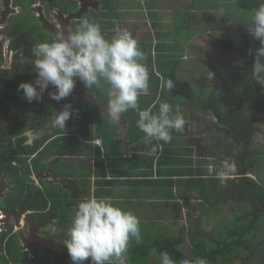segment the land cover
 Segmentation results:
<instances>
[{
    "label": "trees",
    "instance_id": "1",
    "mask_svg": "<svg viewBox=\"0 0 264 264\" xmlns=\"http://www.w3.org/2000/svg\"><path fill=\"white\" fill-rule=\"evenodd\" d=\"M106 1H108L109 7L107 5H104L103 9L110 12L108 16L116 17V15H119V8H113L112 5V3L114 4L116 0ZM132 1L134 2V5L130 3ZM198 1L199 0H194V7L200 5V2ZM225 2L226 4L223 10L222 6H224L223 3ZM154 3L155 0H139V2H137V0H127L126 4H124L123 7H129V9L139 10L142 15L145 16L146 14L149 17H153L155 16V14H157L155 12ZM259 3L260 0H207L206 5L209 10L208 16H210V11L213 12V20L215 21V23L217 22V24L211 23V29L215 31L219 26L220 28L217 31H220L221 28L224 29V31L220 32L219 34H217V31L212 32L213 35L211 34L212 37L207 45L222 49L227 53H231V51L233 52L235 50L236 37L232 35L234 31H229V29H233V27L226 26H229L232 20H244L246 18H251L253 9L257 8L259 6ZM25 15L22 14L21 17ZM222 24L223 26L221 27ZM181 29L187 30L189 28L187 27V25H184L181 27ZM195 32L194 34H192V36H198V34L201 35V33H205V31H199L198 28L197 30H195ZM172 34L177 36H170ZM186 35L188 34L186 33ZM179 37L184 38L185 35L179 33L175 34L174 32H171L167 35L158 34L159 39L157 41H154L155 39L153 40L151 37L146 39L143 38L140 40V48L142 49V51H144L147 57L146 63L150 73L149 87L153 86V92L151 95L139 97V107L141 109H145L153 103H157L158 101L167 102L172 106L173 113L176 112L177 109L180 113V106H182L183 103L186 102L187 105H189L194 101H197L198 105L200 104L207 113H213L218 118L222 117V115L225 117L224 119L221 118L222 120H220V124L229 128H234L236 130V132L243 140V153H246V151L250 148V144L252 142V123L249 119V116L242 115L240 113L244 106L243 102L244 104H258L261 84L258 83L254 78H252V82H248L245 86L242 85L243 87H241L240 89L242 95H240V97H229L219 88H212L207 84L200 86L199 84L203 80L199 79L197 80V82H200L198 84L200 89L204 87L210 88L208 92L204 93H210L211 95L216 93L215 97L217 98V102L213 100L214 95L208 97L207 95H205L206 100H201L199 98V95L192 89V83H194L192 81L194 80L191 81L183 78L184 68H182L181 65L186 56L184 55L185 49H182L180 45V43L183 41L180 40ZM166 39L169 41H166ZM257 41L259 46L261 47L260 41ZM198 46L203 45L198 44ZM196 48L201 50V52L202 50L205 52V47ZM202 61L211 66L210 61H206V59H202ZM253 64L254 60L251 57H247L243 65L236 66V69L239 70L237 74H241L243 77H245V75H252ZM211 70L216 71L218 74L221 73L220 69H217L213 66L211 67ZM223 76L227 78L229 83H233L234 85L235 82L236 84V80H234V78L228 73H226V75L224 74ZM161 77H163L165 80L169 78L173 80L175 87L171 92H169L166 88L161 87ZM241 98L244 99V101ZM158 107L159 104L157 103V107L153 109V111H158ZM77 115L78 114H74L73 118H77L78 122L70 125L71 130L74 132H77V129L80 127V125L75 127V125L78 124L80 120ZM124 115H128L129 117H131L130 120H133V122L139 119L138 114L135 110H129L128 112L124 113ZM228 119H230V121ZM114 123L115 122L112 120H102L101 128H99L96 137L101 138L106 143L109 142L111 140V137H113L112 135L115 134L116 128L114 127ZM81 127L84 131L82 130L80 131V133L85 136V140H92L93 137L90 135V133L88 134V128L90 126H88L87 124L84 125L82 122ZM139 132L140 134L138 136L143 138L144 133L140 130ZM73 140L75 142H80L76 135L72 138L63 137L57 139L48 146L45 152L41 153L37 158H34L31 161H28L29 158L36 153L39 147L23 151L22 154H26V157L23 156L24 158L18 157V153H16V151L14 150L3 149V151L0 152V171H4L12 175L13 182L15 183V191L8 197L9 206H13L10 209H18L20 206L25 205L26 207H33V210L36 211V214L34 215L36 220H43L46 218L53 219L55 217H57L59 221L62 220L58 217L55 211V201H58L57 199H59L60 201L62 200V192L60 191L59 193H54L52 195L49 193L48 188H40L38 186H34L32 184L31 176L35 173L45 171L48 168V165L45 163V159L49 158L55 153V147L61 144V141H64V144L68 147L69 145H73ZM151 143L154 144L157 148H159L160 143H162L163 145L165 144V142L163 141L156 140H153ZM66 146H63L62 148L66 149ZM85 146L89 150H92L93 148L91 144ZM259 158L263 159V161H261L260 163L264 164V152L260 149L255 150L252 158L248 160V164L253 166L252 171L255 170V179H226L225 175H221V173L210 175L208 174V177L205 178V174H203V172H208V170L204 166H201V168L199 167L197 169L192 168L191 170H187L192 173L190 180L195 183L193 185L195 187L198 186L202 190V193H204L203 197L207 198V203L210 205L206 207V205L203 204V206L205 207L204 211L200 210V206H196L193 204L192 207L193 210H200L202 213V217L200 218V221L198 223L195 222L193 224L192 222H190L191 230L189 234L190 240L193 244V254L195 257L193 259H185V255L179 250V247L182 246L181 244L183 241L181 239L179 241L174 240L172 237H168V234H162L157 236L154 240V248L156 249L159 258L161 252L167 251L170 254L171 258L176 261V264H183V262L185 261L193 262L198 258L206 260L207 264H220L221 262L217 260L218 256H220L221 261H227L228 258L234 255L235 248H238L236 250L237 252L240 250V248H242L245 249V251H249L252 253V256H249L250 259H254L258 255H263L262 257H260L262 259L259 260L257 264H264V229L262 227L259 228V220H264V169L262 170L260 164L258 163ZM203 162L204 160L201 157L198 163L201 164ZM248 164L242 161L235 168L238 171L245 172L247 171L246 169ZM195 173H197L198 175H195ZM168 180V182H172V179ZM181 197L182 199L185 198L182 194ZM48 198L52 199V205L50 208H48ZM218 205H227L231 208H234L233 215L236 216L234 221H237L236 219L241 218L252 221V228L247 231V233L253 232L252 238L237 240L235 236L239 235L241 231L239 225L237 226V229H234L232 226L228 228L227 237L231 239V242L226 243L224 246H219L216 242L219 237L215 239V241L214 239H212L213 245H215V247H207L204 243H200L202 239H205L207 237H202V239L197 242L196 233L204 234L201 229L199 230V227H201V222L204 220L205 222L209 223L210 221L220 217L218 213L220 207L217 208ZM206 208H208V211ZM241 210H244V212ZM191 217L192 216H190V221H192ZM217 228H219V225ZM211 233L212 231L208 234L211 235ZM182 238H184V235L182 236ZM24 254L25 253L21 249V243L18 239L17 233L12 234V230H9L8 232H0V264H24L28 261L27 255ZM247 255H249V253H247ZM249 261L247 260V263ZM41 263L43 264L42 261ZM141 264L146 263L142 262Z\"/></svg>",
    "mask_w": 264,
    "mask_h": 264
},
{
    "label": "crops",
    "instance_id": "2",
    "mask_svg": "<svg viewBox=\"0 0 264 264\" xmlns=\"http://www.w3.org/2000/svg\"><path fill=\"white\" fill-rule=\"evenodd\" d=\"M174 1H178V6H182L183 3H191V7L187 9L189 14L185 18L176 21L189 18L193 23H195V20L199 21L197 26L199 31L211 33L219 30V25L215 31L211 29V23H215V21L212 17L213 12L210 11V16H208L207 0H199L200 5L197 7L193 6L194 0H155L154 8L157 14L149 17L144 13L147 16L145 20H143L144 15L139 10L123 7L127 0H116L113 8H119V15L108 17L106 27L107 29L127 28L139 42L143 38L150 37L157 41L159 39L158 34L179 33L185 35L184 38L179 37V39L183 41L180 43L181 48L186 50L187 42L192 40V34L197 29L192 27L193 24L190 21L189 25L184 24L189 28L187 30L181 29V27H172L174 23L173 11L166 9L165 6L174 5ZM178 9V11L186 10L184 7ZM192 14L194 16L190 18ZM221 30L217 31V34L223 32ZM166 41L169 40L166 39ZM184 55L186 58L181 65L184 68L183 74L189 69L187 62L190 54L185 51ZM221 73H223L222 70ZM180 111L185 124H188L189 118L187 116L189 113H182V106H180ZM196 113L200 121L204 122L209 118L200 104ZM77 117L80 120L75 127L78 125L80 127L74 133H76L80 142L73 140L72 146L67 147L65 145L66 149H62V157H57L56 163H52V160H46L51 163V169L48 167L49 169L47 168L44 172L50 177L46 180L42 179L40 182V187L48 188L49 193L52 195L62 192V200L57 199L58 201H55L56 214L62 220L60 222L57 217L43 219L51 222L50 226L52 227L48 228V230H51L49 242H44L39 246H31L33 252L37 250L35 252L37 256L35 258L27 256L28 261L24 264H42L41 261L43 264H73L65 243L70 239L69 229L77 204L93 194L98 198L111 197L116 206L132 211L140 219L141 238L139 241L134 238L130 240L126 253L127 264H141L142 262L160 264L158 261V259L160 260L159 255L154 248V240L162 234H168V237H172L174 240L179 241L181 239L183 241L181 245L187 241L192 244L189 234L191 230L190 222L194 224L195 221H190V216L193 220V213L192 209H188L186 206V197L193 198L195 195L192 192L195 183L190 180L192 173L187 170L204 166L208 170V172H203L204 177L207 178L209 174L207 166L209 164L203 158L204 162L201 164L195 165L192 162L193 152H191V146L187 139L190 131H185L183 127L176 134V130H171V141L164 145L160 143L159 148H157L154 144L145 142L144 134L143 138L138 136L140 129L136 127L137 121H131V117L127 115V123L123 126V122L120 120V130L118 128L114 129L115 134H111L113 137L107 142L108 144L103 141L104 146L102 145V148L98 149L99 146L95 145L92 150H89L83 143L86 139L85 136L80 133L83 130L81 123L90 126L88 134L90 133L93 139L101 140V138L94 137L100 128L96 122L97 118H88L81 114H78ZM76 122H78V119L72 117L69 120V125ZM91 131L94 132L91 134ZM96 153H98L97 156ZM201 157L200 154L199 159ZM58 164L76 167L80 171L78 174L56 175L55 168ZM195 175L198 174L195 173ZM168 179H172V182H168ZM181 194L185 198L182 199ZM192 194L193 196H191ZM203 194L199 195V199L207 202V198L203 197ZM51 205L52 199L48 198V208ZM205 205L207 207L208 203ZM183 208H186L184 215H182ZM200 218L196 220V223L200 221ZM59 224H64L62 225L64 226L62 229L63 234H61ZM183 235L184 238H182ZM205 236L206 233L202 234V237ZM209 239L212 240V238ZM179 250L181 251L180 247ZM184 258L186 259L185 256ZM84 264H91V258L85 261ZM111 264H117L115 259L111 261Z\"/></svg>",
    "mask_w": 264,
    "mask_h": 264
},
{
    "label": "flooded vegetation",
    "instance_id": "3",
    "mask_svg": "<svg viewBox=\"0 0 264 264\" xmlns=\"http://www.w3.org/2000/svg\"><path fill=\"white\" fill-rule=\"evenodd\" d=\"M103 7L104 3L97 0H0V152L3 149H9L16 151L18 157H26V154H22L23 151L39 147L36 153L29 158L28 161H31L45 152L55 140L75 136L76 133L71 130L69 125L71 118L66 122L65 129L52 126L53 113L62 111L66 104L72 105L73 115L81 114L84 117L97 118L96 122L100 128L102 120H111L106 113L109 85L105 81H101L99 87L86 88L83 82L77 80L72 94L60 102L50 98L49 93L55 91L52 86H49L45 91L41 100H34L31 103L27 101L23 91L19 90L21 83H35L37 79V73L32 66L35 59L32 55V48L35 44L50 43L55 39L58 32L67 34L68 29L75 30L82 19L99 23L105 38L110 40L118 28L107 29V19L110 12ZM22 14L26 15L21 17ZM210 73L209 76L202 77L201 80L204 83L202 81L201 83L194 82L200 83V86L204 84L214 85L219 79L218 82L223 83V78L218 76L216 71L210 70ZM251 78H253L252 75ZM250 81L252 82V80ZM216 88L223 91L221 87L216 86ZM262 88L263 85L259 91L258 104H244L243 102L244 106L240 114L253 115L258 113L261 116L264 115V107L261 106ZM152 92L153 86H150L149 93L145 96L151 95ZM240 95L242 92H239L238 88V95L235 97H240ZM242 100L244 101V99ZM248 108L252 111L246 114L245 111L249 110ZM255 109L259 111L253 112ZM197 110V101L189 105L185 102L182 105V113H189L187 116L189 122L184 124V129L187 132L190 131L187 139L191 146V152H193V163L198 164L200 153L202 158L206 160L208 157L206 155L207 147L212 148L213 146L210 144L214 145L213 142L220 141L218 144H220L222 151L219 153V159L226 165L237 167L244 161L239 158V143L237 145L226 144L225 147L224 141L229 139L231 142L235 140L242 142L240 135L234 128L220 124V120L225 118L223 115L218 118L212 113L210 121L205 120L206 122H203L198 118ZM252 118L249 116L252 123L251 136L256 131L255 121ZM228 120L230 121V119ZM126 121H128L127 117L123 114L121 117L123 126L127 123ZM119 122L114 123V127L118 130H120ZM221 130L226 133L222 139H220ZM93 132L91 131V134ZM83 143L85 145L91 144L93 147L97 145V147L99 146L98 149L102 148L104 144L102 139L84 140ZM63 146H65L64 141H61V144L55 147V153L45 159V163H48L50 169L51 163L46 160H52V163H56L57 157H62ZM97 155L98 153H96ZM216 158L215 154L213 159ZM208 166L210 169L213 167L211 164ZM48 177L50 176L44 171L35 173L31 176L32 184L40 187L41 180H46ZM14 191L13 176L0 171V232L12 230V234L17 233L22 251L28 257L35 258L37 250L33 252L31 246H39L44 242H49L51 230L48 228L52 227L50 226L51 222L36 220L34 217L36 211L33 210V207L22 205L18 206V209H10L13 206H9L8 197ZM59 225L61 234H63L64 226L62 225L64 224Z\"/></svg>",
    "mask_w": 264,
    "mask_h": 264
},
{
    "label": "clouds",
    "instance_id": "4",
    "mask_svg": "<svg viewBox=\"0 0 264 264\" xmlns=\"http://www.w3.org/2000/svg\"><path fill=\"white\" fill-rule=\"evenodd\" d=\"M249 35L259 40L261 47L255 51L252 77L264 85V0L251 13V22L246 24ZM251 52V50H250ZM35 57L32 66L37 73L35 83H21L27 101L41 100L49 93L57 102L69 97L77 80L86 88L99 87L101 81L109 85L106 113L119 122L124 113L135 110L139 119L136 127L145 135L146 143L153 140L168 143L171 130L181 131L184 117L177 109L173 113L167 102L157 103L141 109L138 99L149 93L150 73L147 57L139 41L127 29H117L111 39H106L101 25L82 19L79 25L67 34L58 32L52 42L37 43L32 48ZM161 87L171 92L175 84L172 79L161 77ZM78 113V110H76ZM73 116L71 104L54 112L52 126L65 129L66 122ZM155 150V149H154ZM242 172V171H241ZM223 175V173H221ZM70 239L65 243L73 264H84L91 258V264H127V250L131 239L140 240V219L130 210L116 206L111 197H97L94 194L80 201L69 229ZM161 264H176L167 251L160 253ZM183 264H207L198 258Z\"/></svg>",
    "mask_w": 264,
    "mask_h": 264
},
{
    "label": "rangeland",
    "instance_id": "5",
    "mask_svg": "<svg viewBox=\"0 0 264 264\" xmlns=\"http://www.w3.org/2000/svg\"><path fill=\"white\" fill-rule=\"evenodd\" d=\"M137 2H139V0H137ZM184 2V1H183ZM101 3H104V5H107L109 7V3L106 0H101ZM134 5V2H130ZM174 5L171 6H165V8H167L168 10L173 11L172 15L174 16V20H173V25L172 27L177 28V27H182L184 26V24L189 25V23L191 22L193 24L192 27H194V29H197L198 26V20H195V23H193L189 18L185 19V20H180V21H176L177 19H183L185 18L189 13L187 12L188 7H191V3H183L182 6H178V1H174ZM167 4V3H166ZM225 3H223L224 6H222V9L224 10L225 7ZM113 5V3H112ZM165 5V4H164ZM180 7H184L186 10L185 11H178ZM166 14L168 12H165ZM191 13V12H190ZM194 15L192 14L190 18H192ZM147 18V16H144L143 20H145ZM140 21V20H138ZM190 21V22H189ZM251 22V18H246L244 20H232L231 23L229 24V26L226 27H233V29H229V31H234V33L232 34L233 36L236 37V44H235V50L231 53H227L225 51H223L222 49H218L212 46H208V42L212 37V32L211 33H206L207 31H205V33H201V35H198L196 37L193 36L191 41L187 42V49L185 50L186 52H188L190 55H188V59H190L187 64L189 69L187 70L188 72H185L183 74V78H185L186 80H194L197 81L199 79H202V77H207L209 76L211 67H216L217 69L222 70L223 73L218 74V76H220L221 78H223L224 81H222L223 83H219L218 81H220L219 79H217V84L214 85H210L208 84V86L212 87V88H216V86L221 87L223 89V92L228 95L229 97L232 96H236L238 95V88H239V92L241 87L245 86L252 78L251 75H245V77H243L241 74H237V72L239 70L236 69V66H240L243 65L244 62L246 61L247 57H251L254 61H255V51L256 49H258L260 46L258 44V41L256 39H254L251 35H249V33L247 32L246 29V24ZM224 31V30H222ZM212 34V35H211ZM170 36H177V35H170ZM201 37V38H199ZM206 43V44H205ZM192 44V46H191ZM197 44L203 45V46H198ZM196 47H205V52L202 50H199ZM196 48V49H195ZM251 50V52H250ZM191 57V58H190ZM201 59H199V58ZM202 59H206V61H210L211 66H209L208 64H206V62L202 61ZM226 73H228L229 75H231L234 80H236V84L234 82L233 83H229L227 82V78L224 77L223 75ZM240 76V77H239ZM182 79V80H185ZM192 81V82H194ZM202 83H204L202 81ZM243 85V86H242ZM239 86V87H237ZM192 89L195 93H197L199 95V98L201 100H206V96H213L214 97V101L217 102V98L216 93H214L213 95L206 94L204 92H208L210 90V88L204 87L202 89H200V87L198 86L197 83H192ZM202 92V93H201ZM201 93V96H200ZM213 93V92H212ZM234 93V94H233ZM262 101H261V106L264 107V85L262 88ZM182 101V100H181ZM215 102V104H216ZM260 106V107H261ZM249 109V108H248ZM252 110H246L245 113L247 114L248 112H251ZM259 111L258 109L253 110V112ZM175 114V112H174ZM211 114L212 113H207L206 116H208L209 118L206 119L207 121H210L209 119L211 118ZM248 115V114H247ZM248 116H252L253 120L255 121L254 125H255V129L256 131L254 132V135L252 136V142L250 144V148L247 150L246 153L243 154V143L240 140H235L234 142H231V140H226L224 141V145L226 147V144H231L232 145H237V143H239V158L240 160H244L243 162L248 164V160L250 158H252V154L254 153L255 150H262L264 152V115L261 116L260 114L256 113V114H251ZM213 117V116H212ZM221 138L222 136H226V133L224 130H221ZM175 133L177 134L178 131H175ZM219 138V136H217ZM234 138V137H231ZM220 141H218L217 143L213 142L214 145L212 148L207 147V151H206V155H208V157L206 158V162L207 164H211V166H213L211 169L209 166V174L211 171V174H216V173H223V175H225L226 179H244V178H248V179H255L256 175H255V170L252 171L253 166L252 165H247V171L245 172H241L238 171L234 165H226L222 162L221 159H219V153L220 151H222L220 144H218ZM217 147V148H216ZM216 154L217 158L213 159L214 155ZM211 158V159H208ZM208 159V160H207ZM259 164L261 166V169H264V164L260 163L261 161H263L262 158H259ZM234 161V160H233ZM80 170H77L76 167H71L68 165H64V164H58L55 168V174H68L71 173L72 174H78ZM54 173V172H53ZM262 173V172H261ZM263 178H264V172H263ZM195 195L193 196V194L191 196H193V198L187 196L186 197V206L188 209H192L193 204H196V206H200V210L205 209V207L203 206V204H207L206 201H203L201 199H199V195L202 193V190L196 186L193 191H192ZM216 200V199H214ZM200 201V202H199ZM216 203V202H215ZM219 204V203H218ZM208 206H210L208 204ZM223 206V205H222ZM217 206L220 207L219 208V215L220 217H218L215 220L208 222H205L204 220L201 222V227H199V230L201 229L204 233H209L212 231L211 235H207L205 237V239H202V234L201 233H196V241H200V243H204L207 247L211 246V247H215V245H213V240L209 239L212 237V239H217L219 237V239L216 241L218 243L219 246H224L226 243L231 242V239L227 237V230L228 228H230V226H232L234 229H237V226L240 227V233L239 235L235 236V238L237 240L239 239H251L253 236V232L247 233L248 230H250V228H252V221H249L248 219H236L237 221H234L236 216L233 215V211L234 208H231L230 206ZM208 211V208H206ZM200 210H193L192 209V213H193V222L197 219H199L202 215ZM244 212V210H241ZM184 213H186V208H183L182 211V215H184ZM212 213V212H211ZM222 215V216H221ZM224 218V219H223ZM229 218V219H227ZM219 225V228H217ZM245 226V227H244ZM248 227V228H247ZM262 227L264 229V220H259V228ZM207 239V240H206ZM233 240V239H232ZM217 248V247H216ZM181 251L184 253L186 259H191L194 258V252H193V247L191 243L185 242L182 246H180ZM238 248H235L234 251V255L230 258H228L227 261H221L220 256L217 257V260L219 262H221L220 264H257L259 262V260H261L263 255H258L256 258L254 259H250L249 256H252V253L249 251H245V249L240 248V250L237 252ZM247 253H249V255H247ZM247 260L249 261L247 263ZM158 261L160 262V260L158 259ZM253 261V262H252ZM262 263V262H261ZM161 264V262H160Z\"/></svg>",
    "mask_w": 264,
    "mask_h": 264
}]
</instances>
